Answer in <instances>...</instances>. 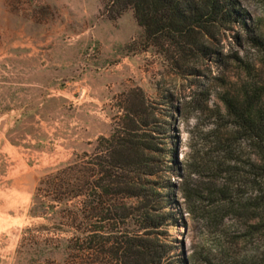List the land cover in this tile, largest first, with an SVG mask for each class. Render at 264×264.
<instances>
[{"label":"rangeland","instance_id":"374dc122","mask_svg":"<svg viewBox=\"0 0 264 264\" xmlns=\"http://www.w3.org/2000/svg\"><path fill=\"white\" fill-rule=\"evenodd\" d=\"M107 1L0 0V264L33 263L29 236L40 233L29 229L53 225L31 215L39 180L110 135L131 91H142L155 114L159 192L183 204L177 189L187 177L173 167L194 161L186 180L193 212H177L168 228L175 264L263 259L264 229L253 233L257 219L218 206L213 192L226 176L211 167L217 139L233 127L223 99L252 88L264 94V0H235L252 32L239 24L215 29L205 43L210 56L181 68L161 50H145L133 11L112 18ZM236 148L248 161L249 141ZM238 189L252 194L249 186ZM54 259L62 264L65 255Z\"/></svg>","mask_w":264,"mask_h":264},{"label":"trees","instance_id":"16d2710c","mask_svg":"<svg viewBox=\"0 0 264 264\" xmlns=\"http://www.w3.org/2000/svg\"><path fill=\"white\" fill-rule=\"evenodd\" d=\"M238 6L235 0H108L104 8L112 18L132 10L144 30L145 50L159 49L171 65L181 68L210 56L205 43L215 29L239 24L251 31L248 14ZM127 99L123 117L110 135L97 139L91 152L43 173L31 215L53 225L29 229L42 234L29 236L33 263L56 264L54 255L63 253L62 264H175L168 228L178 223L181 212H193L195 192L186 180L194 161L173 167L187 177L177 189L183 204L159 192L153 180L161 171V149L153 136L155 114L142 91H131ZM223 100L233 127L217 139L219 152L211 169L226 176V182L213 195L218 206L257 219L251 229L258 233L264 229V94L245 89ZM243 140L252 148L248 161L236 148ZM238 185L249 186L250 197ZM54 230L67 236L44 235ZM250 264H264V258Z\"/></svg>","mask_w":264,"mask_h":264}]
</instances>
